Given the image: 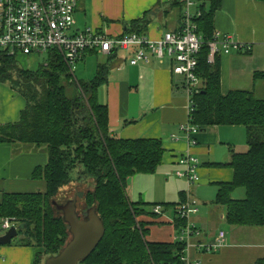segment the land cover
Here are the masks:
<instances>
[{"label": "trees", "instance_id": "obj_1", "mask_svg": "<svg viewBox=\"0 0 264 264\" xmlns=\"http://www.w3.org/2000/svg\"><path fill=\"white\" fill-rule=\"evenodd\" d=\"M194 1L199 15L193 21L205 42L197 56L196 74L201 82L191 98L190 122L199 130L242 126L248 145L246 152H233L229 162L222 164L232 169L233 177L230 182H217L214 203L226 207L229 225L264 227V98L248 89L221 92L219 55L208 63L206 44L215 32L214 14L221 0ZM173 5L182 7L183 3L175 0ZM148 21L147 13L132 20L130 31L144 33ZM17 55L0 49V82L20 93L26 105L18 121L0 125V143L15 142L46 152V163L32 172L33 179L45 182V189L3 193L0 224L6 218L19 225L20 245L41 247L33 264H43L42 258L56 254L70 237L52 201L64 203L77 192V209L79 199L83 205L79 214L96 206L104 227L96 248L78 264H180L183 243L149 241L148 223L139 219L149 212L146 204L127 197L128 177L154 173L162 163L164 147L160 139H123L111 132L107 105L98 99V89L107 81L108 64L98 63L93 77L83 81L69 72L57 52L47 53L36 69L22 67ZM255 77L264 79V71ZM238 187L245 195L234 199L232 192ZM149 213L155 215L152 209ZM173 218L178 228L182 220ZM257 264H264V259Z\"/></svg>", "mask_w": 264, "mask_h": 264}, {"label": "crops", "instance_id": "obj_2", "mask_svg": "<svg viewBox=\"0 0 264 264\" xmlns=\"http://www.w3.org/2000/svg\"><path fill=\"white\" fill-rule=\"evenodd\" d=\"M174 1L79 0L74 13L75 26L77 29L92 27L109 36H118L131 32L130 22L147 13L149 21L142 34L157 40L165 31L179 29L183 6L177 10ZM192 11H199L196 4ZM214 29L252 45L247 51L219 55L221 92L248 89L256 96L264 92V79L255 77L257 72L264 71V1L221 0L214 14ZM131 52L121 50L109 58L104 56L109 71L106 83L98 89V99L107 105L112 133L123 139L162 141L163 160L156 171L135 174L128 177L126 183L130 201L146 204L144 208L149 212L154 204L163 206L160 215L148 212L139 217L148 223L147 239L173 242L174 208L180 200L190 196L197 200L198 212L204 211L203 216L197 214L193 219L202 232L200 241L214 242L219 231L216 225L226 224L224 243L216 252L195 254L201 264H257L259 259H264V227L229 225L225 221L226 207L214 203L217 182H230L233 177L232 169L222 164L229 162L233 152L248 150L245 128L238 125L207 127L194 135L196 144L188 143L179 129L188 117L186 94L180 77L171 71L170 59L153 58L149 64L130 65ZM92 55L97 54L86 52L81 60ZM25 105L26 100L20 93L0 82V125L18 121ZM184 153L199 162V181L192 185L175 175V170L181 167L176 159ZM46 160L42 149L15 142L0 143V202L5 192L44 191L45 182L33 179L32 172ZM239 189H234L232 198L244 197L245 192ZM42 250L20 245L17 234L10 243L0 244V264H33Z\"/></svg>", "mask_w": 264, "mask_h": 264}, {"label": "built area", "instance_id": "obj_3", "mask_svg": "<svg viewBox=\"0 0 264 264\" xmlns=\"http://www.w3.org/2000/svg\"><path fill=\"white\" fill-rule=\"evenodd\" d=\"M183 3L182 17L178 30L165 31L157 40H150L145 34L127 32L118 36H109L92 27L77 29L74 13L79 0H0V49L9 55H32L57 52L67 65L69 72H75V64L87 51L109 57L121 50L132 51L128 57L130 65L149 64L153 58H169L171 71L181 79L187 101L188 117L180 124L187 142L194 145V135L199 128L190 122L193 111L192 96L198 92L200 78L196 74L197 56L204 44L198 33L193 17L194 0H180ZM209 47L207 62L213 63L216 55L231 51H247L252 45L235 39L230 34L215 31ZM180 168L175 175L185 178L189 185L199 181L198 159L184 153L176 159ZM152 213L160 215L163 206L154 204ZM198 212L197 200L186 196L175 207V216L182 220L175 228L174 241L183 243L180 264H201L195 254H213L224 243V232L219 230L212 243L202 242L198 238L202 232L192 219ZM171 224L175 227L174 218ZM13 225L9 219H2L0 227L4 230Z\"/></svg>", "mask_w": 264, "mask_h": 264}, {"label": "water", "instance_id": "obj_4", "mask_svg": "<svg viewBox=\"0 0 264 264\" xmlns=\"http://www.w3.org/2000/svg\"><path fill=\"white\" fill-rule=\"evenodd\" d=\"M68 226L70 237L54 255L44 258L43 264H78L88 257L104 235L102 221L96 206L87 208L83 214L77 209V192L64 203L52 201ZM19 225H12L0 235V244H8L17 236Z\"/></svg>", "mask_w": 264, "mask_h": 264}, {"label": "rangeland", "instance_id": "obj_5", "mask_svg": "<svg viewBox=\"0 0 264 264\" xmlns=\"http://www.w3.org/2000/svg\"><path fill=\"white\" fill-rule=\"evenodd\" d=\"M178 9H179V6H178L177 10ZM46 57H47L46 54L42 53V54H32L30 56L18 54L16 58H17L18 63L22 67H26V68H29V69H36L39 66V64H42L46 60ZM104 61H105V58L101 54L92 55V56H89V57H87L85 59L79 60L75 64V72H74L75 78L78 79V80L88 81L90 78L93 77V75L95 73L94 72V67H96V65L98 63H101V62H104ZM7 86H9V85H7ZM12 90L16 91L15 89H12ZM257 97L264 98V92H260L259 94H257ZM71 176L72 177L75 176V171H72ZM87 186H88L87 184L85 186H83L81 191L84 192L85 189L87 188ZM239 190H240L239 192H241V191H243V193L245 192L242 187H240ZM71 195L72 194L70 192L68 198ZM80 206H83V205H82V201L79 199V204H78V209H79L78 211L79 212H80ZM202 207H203V205L201 204L199 208L202 209ZM220 208H223V207H220ZM217 213L220 214V212H217ZM197 214L199 216H203L204 215V211H202L201 213L197 212L196 214L191 215L192 219H194V217ZM216 218H214V220H217ZM223 222H225V221L223 220ZM196 225H197V223H196ZM216 227L219 230H223V232H225V230H226V224L225 223H220V225H218V226L216 225ZM4 232H5V230L0 227V234L4 233ZM43 259L44 258H42V263H43Z\"/></svg>", "mask_w": 264, "mask_h": 264}]
</instances>
